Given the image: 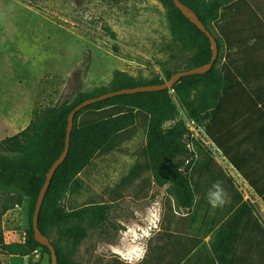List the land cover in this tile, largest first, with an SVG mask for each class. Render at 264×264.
I'll return each instance as SVG.
<instances>
[{"label":"rangeland","instance_id":"obj_1","mask_svg":"<svg viewBox=\"0 0 264 264\" xmlns=\"http://www.w3.org/2000/svg\"><path fill=\"white\" fill-rule=\"evenodd\" d=\"M168 12L160 0H0V142L44 109L71 104L74 92L108 87L116 69L143 81L163 77L166 69L182 70L195 48L173 45ZM218 12L209 27L219 39L224 7ZM185 118L180 108L178 119ZM174 122H165L163 130ZM194 130L192 144L198 146V141L204 150L205 136ZM150 137L148 125L140 127L131 139L93 157L74 176L62 201L67 210L90 203H112V208L105 232L88 217L69 219L48 231L66 259L79 264H219L214 247L221 251L217 244L222 224L209 237L207 221L180 207L171 185L158 186L146 172L122 191L115 190L142 161L136 153ZM27 206L24 197L0 189L4 243L23 241ZM74 226L87 232L77 247L66 234ZM185 250H190L187 255ZM30 258L49 264L48 254L40 249L20 258L0 246V264H25Z\"/></svg>","mask_w":264,"mask_h":264},{"label":"trees","instance_id":"obj_2","mask_svg":"<svg viewBox=\"0 0 264 264\" xmlns=\"http://www.w3.org/2000/svg\"><path fill=\"white\" fill-rule=\"evenodd\" d=\"M160 1L169 9L168 20L174 37L173 45L183 49L195 48L182 70L207 63L211 58L207 36L182 14L172 0ZM180 1L198 16L209 31L210 24L217 19L218 10L224 4L223 0H210L206 3L201 0ZM215 39L219 50V39ZM217 59L218 55L212 67L204 73L182 76L170 88L114 95L93 102L76 113L67 155L57 166L37 215L40 231L47 236L49 230L61 227L69 219L88 217L101 232H105L112 203H90L80 209L67 210L62 203L63 198L74 176L93 157L111 152L122 142L131 139L140 127L147 125L151 137L136 153L142 161L131 167L128 174L115 186V190L122 191L148 172L147 178L151 177L158 186L171 185L180 207L190 208L193 203V190L187 171L194 153L187 147V143L192 141L196 144V141L190 136L184 120L178 119V115L181 108L187 117L198 123L208 117V100L213 99L218 91L211 92L207 99V93L202 92L201 95L199 88L215 87L223 82L222 70L216 67ZM176 71L179 70L166 69L163 77L156 76L149 81H143L140 76L135 77L116 69L108 87L101 85L88 91L74 92V101L71 104L44 109L23 130L0 142V189L27 200L29 223L23 241L4 243L0 234V246L5 253L22 258L40 249L49 256L48 247L34 238L32 216L45 174L64 149L69 111L83 100L108 91L137 85L161 84ZM174 120L169 129L163 130L165 122ZM204 131L214 142L207 125L204 126ZM186 159H189L187 163ZM66 234L73 241L74 247H77L87 232L82 226H74L68 228ZM52 245L56 251L57 264H79L66 259L61 254L60 247L53 243ZM190 250H185V255ZM214 250L219 264H222L221 251L215 247ZM178 263V260L175 261V264ZM25 264H39V261L30 258Z\"/></svg>","mask_w":264,"mask_h":264},{"label":"crops","instance_id":"obj_3","mask_svg":"<svg viewBox=\"0 0 264 264\" xmlns=\"http://www.w3.org/2000/svg\"><path fill=\"white\" fill-rule=\"evenodd\" d=\"M225 4L217 63L223 82L199 88L207 99L218 91L199 122L214 142L205 133L204 150L192 144L190 209L207 221L209 237L222 224V264H264V0ZM215 181L227 202L213 208L208 199Z\"/></svg>","mask_w":264,"mask_h":264},{"label":"water","instance_id":"obj_4","mask_svg":"<svg viewBox=\"0 0 264 264\" xmlns=\"http://www.w3.org/2000/svg\"><path fill=\"white\" fill-rule=\"evenodd\" d=\"M172 1L180 9L182 14L186 18H188L191 23L196 25V27L199 30H201L207 36V38L209 39V42H210V47H211V58L207 63H205L203 65L192 67L190 69H184V70L176 71L175 73H173L170 76V78L168 80L164 81L161 84L137 85L134 87H127V88H121V89H117V90H113V91H108V92L102 93L98 96L89 97V98L83 100L82 102H80L79 104L74 106L69 111V113L67 115V127H66V137H65L64 149L61 152V154L54 160V162L51 164L50 168L48 169V171L45 174V180H44L42 187L39 191V194L37 196V200H36V204H35L33 216H32V227H33V232H34V238L41 245H45L48 247L49 256H50V264H57L56 251H55V248L52 245L50 239L46 235H44L40 231V229L38 228L37 215H38L40 206L42 204L45 192H46L48 185L51 181V178H52L57 166L65 159V157L67 155L68 148H69L70 134H71V130L73 127L74 115L76 113H78L80 110H82L83 108H85L86 106H88L89 104L96 102V101H99V100H102V99H105L107 97L114 96V95L123 94V93L153 91V90L170 88L182 76L189 75V74H195V73H204L205 71H207L208 69H210L212 67V65L214 64V62L217 58L218 45H217V41H216L214 35L211 33V31H209L206 28V26L200 21L198 16L196 14L192 13L190 11V9L184 3H182L180 0H172Z\"/></svg>","mask_w":264,"mask_h":264},{"label":"clouds","instance_id":"obj_5","mask_svg":"<svg viewBox=\"0 0 264 264\" xmlns=\"http://www.w3.org/2000/svg\"><path fill=\"white\" fill-rule=\"evenodd\" d=\"M211 189L212 191L208 199V202L211 207L215 208L218 206H222L227 202V193L225 192L221 181H215L212 184Z\"/></svg>","mask_w":264,"mask_h":264},{"label":"built area","instance_id":"obj_6","mask_svg":"<svg viewBox=\"0 0 264 264\" xmlns=\"http://www.w3.org/2000/svg\"><path fill=\"white\" fill-rule=\"evenodd\" d=\"M185 117H186L185 118L186 121H184V122H187V124L185 123L186 127L189 130L190 136L193 137V139H194V136H193L194 134H192V130H194V129H195L194 131H196V134H199L198 132H201L203 135H205L204 126L201 123L196 122L193 118H189L186 115H185ZM186 136H188V135H186ZM187 147L189 149L193 150L192 141L187 143ZM188 161H189V159H186L185 163H187ZM180 169L183 170V168H180Z\"/></svg>","mask_w":264,"mask_h":264}]
</instances>
